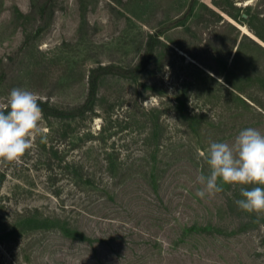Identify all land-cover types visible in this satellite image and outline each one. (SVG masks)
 Returning <instances> with one entry per match:
<instances>
[{
  "label": "rangeland",
  "instance_id": "1",
  "mask_svg": "<svg viewBox=\"0 0 264 264\" xmlns=\"http://www.w3.org/2000/svg\"><path fill=\"white\" fill-rule=\"evenodd\" d=\"M45 1L0 0V110L23 88L77 116L43 114L20 162H0V264H264L240 186L197 195L210 143L264 133V42L225 12L264 0H51L41 20Z\"/></svg>",
  "mask_w": 264,
  "mask_h": 264
},
{
  "label": "clouds",
  "instance_id": "2",
  "mask_svg": "<svg viewBox=\"0 0 264 264\" xmlns=\"http://www.w3.org/2000/svg\"><path fill=\"white\" fill-rule=\"evenodd\" d=\"M39 99L23 88L10 91L7 111L0 110V162L19 163L32 148L43 119ZM203 155L210 171L197 177L203 185L197 192L201 199L223 191L222 184L238 185L242 199L235 203L239 209L257 218L264 215V133L245 128L233 144L212 142Z\"/></svg>",
  "mask_w": 264,
  "mask_h": 264
},
{
  "label": "trees",
  "instance_id": "3",
  "mask_svg": "<svg viewBox=\"0 0 264 264\" xmlns=\"http://www.w3.org/2000/svg\"><path fill=\"white\" fill-rule=\"evenodd\" d=\"M51 0H46L41 8H40V13H41V20H45V16L47 15L48 12L53 13V7L50 4ZM225 12L232 17V19H234L235 21H238L240 23H246V25L249 27L250 31L257 37L259 38L261 41L264 42V15L260 16L259 14H255V15H251L249 14V10H247V12H245L247 15V18H244L242 14L237 15L231 12H228L227 10H225ZM247 19V21L245 20ZM43 29V26L40 25L37 28L36 33H40ZM252 39V38H251ZM28 40H30V38H27V42ZM253 42L255 44H259V46H261L262 48H264V46H262L259 42H257L256 40L252 39ZM254 79V78H252ZM255 82V80H253ZM99 78L98 77H93L91 76L90 79V90H89V96L87 98V101L90 104V109H92L95 105L96 102V98H97V94H98V90H99ZM236 86V85H235ZM39 103L41 108L43 109V114L46 116L52 115V116H56V117H76V113L73 112L72 110H64V109H60L54 105H50L48 101H41L39 99ZM205 172V171H204ZM25 223L27 224H33V223H37L38 227L41 228H59L60 230L63 231V233L74 239V240H79V241H86L89 239V237L87 235H85L84 233H82L81 231L77 230V229H73L68 222L62 220L61 218L58 219H52L50 217H42V218H37L32 217V216H27L25 217L24 220Z\"/></svg>",
  "mask_w": 264,
  "mask_h": 264
},
{
  "label": "water",
  "instance_id": "4",
  "mask_svg": "<svg viewBox=\"0 0 264 264\" xmlns=\"http://www.w3.org/2000/svg\"><path fill=\"white\" fill-rule=\"evenodd\" d=\"M248 36H250L251 37V35H249V34H247ZM251 38H253V37H251ZM254 39V38H253ZM254 40H256V39H254ZM257 42H259L258 40H256Z\"/></svg>",
  "mask_w": 264,
  "mask_h": 264
}]
</instances>
